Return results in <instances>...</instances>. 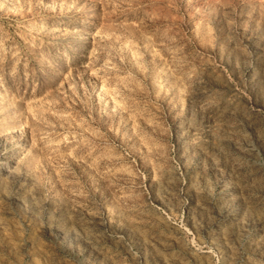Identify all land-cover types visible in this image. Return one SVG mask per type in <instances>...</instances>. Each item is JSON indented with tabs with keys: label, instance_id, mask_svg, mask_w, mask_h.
<instances>
[{
	"label": "rangeland",
	"instance_id": "374dc122",
	"mask_svg": "<svg viewBox=\"0 0 264 264\" xmlns=\"http://www.w3.org/2000/svg\"><path fill=\"white\" fill-rule=\"evenodd\" d=\"M0 264H264V0H0Z\"/></svg>",
	"mask_w": 264,
	"mask_h": 264
}]
</instances>
